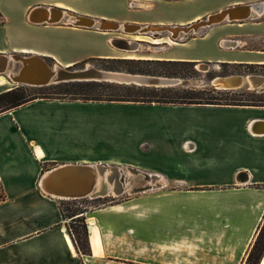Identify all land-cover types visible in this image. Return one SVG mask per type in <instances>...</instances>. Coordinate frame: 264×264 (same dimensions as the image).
<instances>
[{
	"label": "crops",
	"instance_id": "crops-1",
	"mask_svg": "<svg viewBox=\"0 0 264 264\" xmlns=\"http://www.w3.org/2000/svg\"><path fill=\"white\" fill-rule=\"evenodd\" d=\"M84 1L0 0V53H35L67 65L87 55L110 56L117 48L110 42L111 32L116 30L91 31L88 29L92 27H78L72 22L31 21V12L39 6L62 3L70 9L64 12L71 16L152 24L95 16L83 9ZM248 2L253 0L219 8ZM219 8L174 23H153H188ZM241 22L236 24L241 26ZM84 34H98L105 46L80 54L86 45L77 38ZM64 35L74 36V40L64 41ZM228 40L234 41L226 42L228 45H236V40ZM257 52L251 60L264 62V49ZM183 53L166 58H197ZM213 59L242 60L223 56ZM3 90L0 86V92ZM144 104L153 113L165 108L168 116L146 121L118 118L109 114L112 107L101 102L46 97H35L0 112V264H176V255L180 264H244L264 217V105ZM113 120L120 124L117 129L111 128ZM123 125L140 133L155 150L150 164L123 154L122 149L132 140ZM139 126L145 128L138 130ZM96 127L101 128L98 137L92 135ZM112 146L114 153L110 152ZM73 164L130 166L151 175L152 182L157 179L153 187L175 183L173 190L199 194L195 201L185 197L183 212L177 209L179 213H175V203L170 199L165 204L157 201L161 212L150 216L117 212L122 202L84 211L90 252L83 254L75 248L59 198L44 192L40 185L54 168ZM89 218L93 219L91 225ZM176 221L182 225L176 227ZM92 226L97 227L99 236L97 252ZM175 237L202 238L204 243L199 241L197 247H191L190 240H183L176 250ZM150 238L157 240L148 241Z\"/></svg>",
	"mask_w": 264,
	"mask_h": 264
},
{
	"label": "rangeland",
	"instance_id": "rangeland-1",
	"mask_svg": "<svg viewBox=\"0 0 264 264\" xmlns=\"http://www.w3.org/2000/svg\"><path fill=\"white\" fill-rule=\"evenodd\" d=\"M138 1L85 0L83 3V9L87 10L90 14H97L95 16H100V14H103L105 16L114 17L118 20L136 19L142 21V23H153L154 20H163L170 21V23H174L181 20H187L196 14L217 9L226 4L241 1L244 2L249 0H141L142 3H139ZM253 2H255V0H253ZM68 17L69 14L66 15L65 19ZM65 19L62 21L61 24H63L64 21H66L65 23L69 22H67V19ZM227 23L228 22H225L224 24ZM236 23L237 22H231L230 24L232 25L226 26L222 23L219 25L211 26L210 28H201L196 33H188L186 35L184 34L176 40L170 38L167 32H161L159 33V38H161L159 44H153L144 40L138 41V49L134 52L138 54V56H145L146 58H125V56L131 54L129 52L132 51L117 49L118 47H115V51H112L110 56H83L82 59H86L73 63L71 65V68H82L84 65L89 63L93 67L99 69L123 71L129 73L155 74L164 71L173 72L175 74L167 77L178 78L180 80V83L175 86H172L176 90L187 89L189 87H214L210 83V80L214 76H225L229 74L264 75V62H255L251 60L255 57L254 55L258 53V50L264 49V12L262 14L253 13L252 17L249 20L241 22L243 24L241 26H238ZM88 30L94 31L96 30V27H92ZM111 33L112 41L113 39L119 38V36L126 38L127 36H130L132 34L127 33L128 35H124L125 33L122 31V29L116 31V33L114 31H112ZM144 35H148L150 38L154 37V35L151 33H147ZM224 36L227 37V39L236 40V45L231 46L228 45V43H225V45L222 44L223 42L219 39L220 37ZM62 39L64 41L74 40V36L68 37L64 35L62 36ZM170 40L176 42V44L170 43ZM77 41L81 44L84 43V45H86V47L83 48V50H81L80 52V54L84 55L89 52H92L93 50L98 51L99 49H102V47L105 46L103 37L98 36V34H84L83 36H79L77 38ZM183 43L185 44V46H182ZM177 53H183L197 57L196 59H188L195 62L193 68L197 70V72H194L192 70V67L187 65H160L155 62L156 60H170L171 58L166 57L173 56V54ZM216 56H223L226 58H236L242 60L241 62L216 61L213 59ZM103 58L112 59L108 60ZM46 60L50 65H55L52 60ZM200 61L208 64L207 70H203L198 67L197 63ZM18 65V63L12 64L10 66V69L12 71H16ZM13 87L19 88L23 92V95L27 98L31 96H37L46 98L79 100L86 102H101L104 105L112 107L110 110H108L109 114L112 117H137L141 121H146L149 120L151 117L158 118L168 116V113L164 112L165 108H161V112L157 110L156 113H153L152 110L150 111V108L144 104L145 102L118 100L124 99V97L126 96H128L129 98H140V96L143 94H150L147 92H142L133 84H119L103 80H79L50 83L42 87L27 86L13 82L8 85L2 86V88L5 90ZM235 91H237V94L235 96H232L234 98L264 101V89H252L244 85L240 88H235ZM162 104L167 105L168 103ZM118 125H116L113 120L111 123V128L117 129ZM123 127L128 130L126 132V136L132 139L130 140L131 143L129 142L130 146L127 145L125 149H122L123 154L129 158H141L143 162H147L148 164H150V162L153 161V157L155 156V150L149 145L148 142L142 139L140 133L134 130L130 131L129 125H123ZM144 128V126H139L137 129L143 130ZM100 134L101 128L96 127L92 135L94 137H98ZM112 134L115 135L114 133ZM115 150L116 149H114V146H112L110 152L114 153ZM129 167L124 166V168ZM126 175H130L129 171L126 172ZM159 179L161 178L159 177ZM127 181L129 182V184L126 188V191L120 195L109 194L106 196L95 198L84 196L74 199H58V203L60 202L62 208L64 209V214L66 216L70 215L76 210L90 211L96 208L103 207L105 205L115 204L119 202H122V204L117 206V212L121 211L133 215L138 213L140 216H150V214H157L161 212L160 204H158L157 201H159V203L163 202V204H165L167 199L172 200L175 203L176 207L175 213H179L183 212L182 207L183 202L185 201V197L194 200L197 199V196L199 194V191L189 192L180 189L173 190L171 186L177 185L175 183L171 184L170 186L166 185L165 187H160L161 185L157 183L152 189L136 193H130V189L145 184V180L142 174L140 176L134 174L133 176H130V178L128 176ZM153 182L156 183L157 179H154ZM0 198H2L1 188ZM163 207L165 208V205H163ZM177 209L179 210V212ZM82 217L83 219L81 220H83L84 223L79 220H71V218L68 217L66 219L67 229H70L72 231L82 230L83 224H85L87 228L88 223L85 220L86 216L83 215ZM131 224L134 225V223ZM181 225L182 223L176 221V227H180ZM128 235H131L133 238H139L136 237L134 233H128ZM147 240L156 241L157 239L150 238ZM183 240H190L191 247H197L199 244H197V242L203 241L204 239L193 237H191V239L175 237L173 244L176 250L179 246H182ZM201 243L203 244L204 241ZM263 258L264 255L261 258V261ZM180 262L181 260H179L178 256L176 255V264H180ZM244 264H246L245 261Z\"/></svg>",
	"mask_w": 264,
	"mask_h": 264
},
{
	"label": "bare ground",
	"instance_id": "bare-ground-1",
	"mask_svg": "<svg viewBox=\"0 0 264 264\" xmlns=\"http://www.w3.org/2000/svg\"><path fill=\"white\" fill-rule=\"evenodd\" d=\"M69 8L62 3H58L57 5H48V6H39L33 9L30 14L32 20L36 22L42 21H52V22H62L66 15L64 11ZM264 11V2L257 1L251 3H235L222 8H219L217 11L206 14L205 18L198 17L195 20H192L188 23H176V24H163V23H152V24H139L137 22H119L108 21L113 20L104 17H98L97 19L89 17L88 15L76 14L66 18L67 22H72L73 24H84L86 27H96V29L100 30H120L128 33H133L126 38H119L123 44H129L126 48H121L129 52L125 56V58H143L145 56H138L134 51L138 48V41H147L153 44H159L161 38H159V33L167 32L170 38L176 40L180 38L182 35H186L188 33H196L201 28H210L214 25H219L224 22H241L248 20L252 17L253 13L262 14ZM70 12V9H69ZM65 19V20H66ZM66 21H64L65 23ZM116 23V24H115ZM126 24V25H124ZM138 25L137 27L134 25ZM140 29V30H139ZM147 33H151L154 37L150 38L148 35H144ZM100 34L105 35L109 34L107 32H103ZM129 38V40H128ZM150 38V39H147ZM164 41V40H163ZM165 42V41H164ZM234 41H229V43H233ZM112 45L114 44L111 39ZM170 43L176 44V42L171 41ZM116 47V45H114ZM120 49V48H118ZM21 58L23 61H16L14 58ZM146 58V57H145ZM26 60L29 63L25 62ZM18 63V68L16 71H12L10 66L12 64ZM72 64L63 65L60 63H55V65H50L45 58L41 55L30 53V54H18L13 53L10 55L1 54L0 53V86H5L13 83H20L27 86H45L50 83H58L64 81H79L73 78L63 77L64 74H58L59 71H79V70H87V68H94L98 70L96 67H88L90 64L87 63L82 68L68 69ZM24 66V69L19 73L21 67ZM50 72V77L48 81H46L48 73ZM19 73V75H18ZM111 165L104 164H73V165H62L60 168H56L54 171L48 172L44 179L42 180V189L44 192L58 197L59 199H74L80 198L84 196H89L90 198H95L94 194L99 193L104 189V195H120L126 191V188L129 184L127 178L129 175H126V172L129 171L128 168L125 170H119L116 168L117 179L109 178V174H111L110 169L105 168ZM116 167L115 165H112ZM130 175L133 176L134 174ZM130 178V176H129ZM146 184V182H145ZM143 185V188L138 192L152 189L153 182L148 189ZM92 186V187H91ZM91 187V188H90ZM139 187V186H138ZM133 189V188H132ZM130 193H136L131 191ZM90 225L93 223V219H89ZM94 230V235L92 236L93 246L97 245V249L94 252L98 251L99 248V236L97 232V227L92 226ZM67 237V236H66ZM264 259H262V262Z\"/></svg>",
	"mask_w": 264,
	"mask_h": 264
},
{
	"label": "trees",
	"instance_id": "trees-1",
	"mask_svg": "<svg viewBox=\"0 0 264 264\" xmlns=\"http://www.w3.org/2000/svg\"><path fill=\"white\" fill-rule=\"evenodd\" d=\"M93 58V57H89ZM111 60L112 58H103ZM119 60V59H118ZM123 60V59H120ZM136 62V61H135ZM139 62V61H138ZM157 64L160 65H187L191 66L194 72H197L193 67L195 65L194 61L186 59H170V60H156ZM224 63V62H223ZM150 74V73H149ZM173 72H161L150 75H164L172 76ZM134 85V84H133ZM142 92H147L150 94H143L140 98L136 97H124V99L118 100H131V101H141V102H155V103H168V104H227V105H264L263 100L254 101L253 99H241L234 98L237 91L235 89L219 90L212 86H203L200 88L189 87L187 89L176 90L173 87H149V86H138ZM40 87V86H35ZM42 87V86H41ZM37 96L25 97L23 92L17 88L13 87L7 90L0 92V112L7 109L16 107L20 104H23ZM59 207L64 214V209L62 208L60 202ZM85 211V210H84ZM83 210H76L75 212L67 215L71 220H79L82 223L83 220ZM82 230H69L72 235V239L75 245V248L78 252L83 254H88L89 244L87 237V228L85 224L82 225ZM264 255V217L262 222L257 228L256 235L246 252L244 261L246 264H261V258Z\"/></svg>",
	"mask_w": 264,
	"mask_h": 264
},
{
	"label": "water",
	"instance_id": "water-1",
	"mask_svg": "<svg viewBox=\"0 0 264 264\" xmlns=\"http://www.w3.org/2000/svg\"><path fill=\"white\" fill-rule=\"evenodd\" d=\"M33 21V20H31ZM46 21V20H45ZM47 22V21H46ZM50 23L52 21H49ZM116 24V23H115ZM78 26L86 27V25L82 24H76ZM126 25V24H124ZM134 26H138L137 24ZM100 30H103L100 29ZM140 30V29H139ZM128 32L127 30H125ZM113 45H116L118 48H126L129 44H123L122 41L117 38L113 39ZM16 61H23L20 57L19 58H14ZM25 62L29 63L28 60ZM198 67L207 70L208 64L205 62H198L197 63ZM84 67H86L84 65ZM88 67H92V65H89ZM68 69H72L71 66L67 67ZM24 69V66L21 67L19 73ZM18 73V75H19ZM58 74H64L63 77L66 78H73L76 80H103L107 82H115L119 84H134L138 86H149V87H172L180 83V80L178 78H170L167 76H160V75H150V74H142V73H129V72H123V71H112V70H98L94 68H87V70H79V71H65L61 70L58 72ZM50 77V72L48 73L46 81H48ZM210 83L219 90H227V89H235V88H240L242 86H247L249 88L255 89V88H260L264 89V75H259V74H229L225 76H214L211 80ZM48 85V84H47ZM60 168V167H58ZM105 168L110 169L111 174H109V178L111 177L112 179H117V175H115L116 168L119 170H125L124 167H113V166H107ZM56 168H54L52 171H54ZM131 174H135L140 176L141 174L144 177V180L146 182L145 186L147 189L149 187H152L151 182V175L148 173H144L141 171H138L136 169H131L128 168ZM131 176V175H129ZM42 185V181L41 184ZM144 185V184H143ZM143 185H140L139 187H134L131 191L133 192H138L143 188ZM92 187V186H91ZM90 187V188H91ZM104 189L99 192L95 193L94 197H101L103 196Z\"/></svg>",
	"mask_w": 264,
	"mask_h": 264
},
{
	"label": "built area",
	"instance_id": "built-area-1",
	"mask_svg": "<svg viewBox=\"0 0 264 264\" xmlns=\"http://www.w3.org/2000/svg\"><path fill=\"white\" fill-rule=\"evenodd\" d=\"M82 27V26H81ZM100 31H102V30H100ZM103 31H105V30H103ZM110 31V30H109ZM124 33H128V32H124ZM223 43L222 44H224L225 45V43L226 42H228L229 40L228 39H220ZM220 41V42H221Z\"/></svg>",
	"mask_w": 264,
	"mask_h": 264
}]
</instances>
